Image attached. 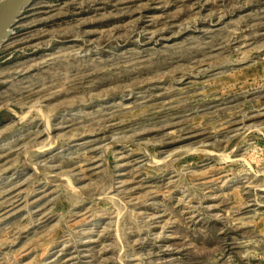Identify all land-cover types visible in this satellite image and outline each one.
I'll use <instances>...</instances> for the list:
<instances>
[{
  "label": "rangeland",
  "instance_id": "374dc122",
  "mask_svg": "<svg viewBox=\"0 0 264 264\" xmlns=\"http://www.w3.org/2000/svg\"><path fill=\"white\" fill-rule=\"evenodd\" d=\"M0 264H264V0H34L0 49Z\"/></svg>",
  "mask_w": 264,
  "mask_h": 264
},
{
  "label": "water",
  "instance_id": "95a60500",
  "mask_svg": "<svg viewBox=\"0 0 264 264\" xmlns=\"http://www.w3.org/2000/svg\"><path fill=\"white\" fill-rule=\"evenodd\" d=\"M34 0H0V49L14 35V29Z\"/></svg>",
  "mask_w": 264,
  "mask_h": 264
},
{
  "label": "bare ground",
  "instance_id": "6f19581e",
  "mask_svg": "<svg viewBox=\"0 0 264 264\" xmlns=\"http://www.w3.org/2000/svg\"><path fill=\"white\" fill-rule=\"evenodd\" d=\"M217 178V177H216Z\"/></svg>",
  "mask_w": 264,
  "mask_h": 264
}]
</instances>
